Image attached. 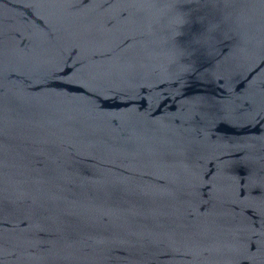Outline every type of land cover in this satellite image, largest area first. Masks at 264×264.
I'll return each instance as SVG.
<instances>
[{
  "label": "water",
  "instance_id": "1",
  "mask_svg": "<svg viewBox=\"0 0 264 264\" xmlns=\"http://www.w3.org/2000/svg\"><path fill=\"white\" fill-rule=\"evenodd\" d=\"M0 264H264V0H0Z\"/></svg>",
  "mask_w": 264,
  "mask_h": 264
}]
</instances>
